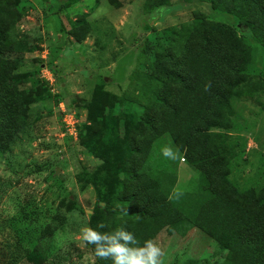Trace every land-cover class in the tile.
<instances>
[{
    "label": "trees",
    "instance_id": "obj_1",
    "mask_svg": "<svg viewBox=\"0 0 264 264\" xmlns=\"http://www.w3.org/2000/svg\"><path fill=\"white\" fill-rule=\"evenodd\" d=\"M180 1L208 3L234 16L264 47V0ZM19 2L14 0L15 8ZM169 4V0H144L143 9ZM18 20L12 0H2L1 152H9L29 126L33 105L54 98L34 72L19 70L23 57L7 56L26 45L12 36ZM74 24L73 29L82 28L71 35L81 42L90 28L85 20ZM143 51L151 59L144 69L131 72L136 93L102 91L99 96L94 92L89 106L95 108L99 100L107 102L106 126L79 128L87 151L100 153L102 160L84 172V183L93 186L97 205L90 214V227L104 223L102 231L106 232L123 227L141 245L162 230L184 236L196 228L226 250L221 264H264V185L239 190L228 178L237 157L238 142L230 138L235 103L251 94L245 89L250 47L232 26L196 12L189 23L157 31ZM261 75L264 78V64ZM157 143L179 149V157L161 158L155 150ZM179 158L197 174L184 189L175 188ZM25 215L21 219H27ZM51 219L53 224L45 229L19 232L18 239L34 248L26 258L29 263L38 264L40 259L50 264L70 262L65 250L57 248L47 257L39 249L40 239L61 224L58 216ZM90 247L93 264H111L98 259L95 246Z\"/></svg>",
    "mask_w": 264,
    "mask_h": 264
},
{
    "label": "rangeland",
    "instance_id": "obj_2",
    "mask_svg": "<svg viewBox=\"0 0 264 264\" xmlns=\"http://www.w3.org/2000/svg\"><path fill=\"white\" fill-rule=\"evenodd\" d=\"M169 1V6L148 11L144 0H21L16 8L12 0L19 14L12 36L26 45L7 56L23 57L19 70L34 72L54 98L34 104L29 126L16 144L9 152L0 151V264H32L26 258L34 248L18 239L19 232L45 229L56 216L60 226L38 242L42 254L48 257L60 248L69 254L67 264L94 263L90 245L80 236L97 208L95 190L84 183V172L102 160L100 153L87 151L81 135L67 132L65 115L75 121L78 134L89 124L104 128L107 102L99 100L91 108L93 93L135 94L131 72L144 69L151 59L143 51L145 43L153 42L163 28L189 23L196 12L232 26L250 47L245 89L251 94L235 103L230 138L238 142L237 157L228 178L239 190L264 185V47L234 16L208 3ZM76 20H85L90 28L81 42L71 35L82 28L73 29ZM168 146L156 144L161 158L167 159L162 150ZM175 171L176 189L197 177L182 158ZM154 241L163 251L162 264H221L226 254L196 228L184 236L162 230ZM38 264L50 263L40 259Z\"/></svg>",
    "mask_w": 264,
    "mask_h": 264
},
{
    "label": "clouds",
    "instance_id": "obj_3",
    "mask_svg": "<svg viewBox=\"0 0 264 264\" xmlns=\"http://www.w3.org/2000/svg\"><path fill=\"white\" fill-rule=\"evenodd\" d=\"M162 153L172 160L179 157V149L171 146L163 148ZM105 228L104 223H99L95 228L85 226L80 230L82 241L95 246L94 254L98 259L111 264H162L163 251L154 240H145L141 245L136 236L123 227L111 232L102 231Z\"/></svg>",
    "mask_w": 264,
    "mask_h": 264
},
{
    "label": "built area",
    "instance_id": "obj_4",
    "mask_svg": "<svg viewBox=\"0 0 264 264\" xmlns=\"http://www.w3.org/2000/svg\"><path fill=\"white\" fill-rule=\"evenodd\" d=\"M65 127L67 128V132L70 133L71 135L73 136H79L78 134V127L75 126V121L72 120L71 117H67V115H65ZM66 118H69V119H66ZM77 123V122H76Z\"/></svg>",
    "mask_w": 264,
    "mask_h": 264
},
{
    "label": "crops",
    "instance_id": "obj_5",
    "mask_svg": "<svg viewBox=\"0 0 264 264\" xmlns=\"http://www.w3.org/2000/svg\"><path fill=\"white\" fill-rule=\"evenodd\" d=\"M79 2H81V1H79Z\"/></svg>",
    "mask_w": 264,
    "mask_h": 264
}]
</instances>
